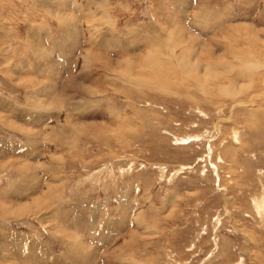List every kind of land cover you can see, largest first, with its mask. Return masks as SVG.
I'll return each instance as SVG.
<instances>
[{
    "label": "rangeland",
    "instance_id": "rangeland-1",
    "mask_svg": "<svg viewBox=\"0 0 264 264\" xmlns=\"http://www.w3.org/2000/svg\"><path fill=\"white\" fill-rule=\"evenodd\" d=\"M0 264H264V0H0Z\"/></svg>",
    "mask_w": 264,
    "mask_h": 264
}]
</instances>
